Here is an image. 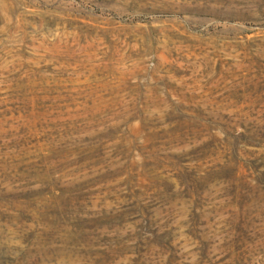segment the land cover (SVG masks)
Returning <instances> with one entry per match:
<instances>
[{
    "label": "rangeland",
    "instance_id": "374dc122",
    "mask_svg": "<svg viewBox=\"0 0 264 264\" xmlns=\"http://www.w3.org/2000/svg\"><path fill=\"white\" fill-rule=\"evenodd\" d=\"M0 264H264V0H0Z\"/></svg>",
    "mask_w": 264,
    "mask_h": 264
}]
</instances>
